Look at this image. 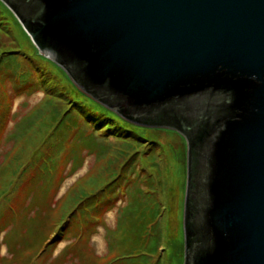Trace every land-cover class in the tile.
I'll use <instances>...</instances> for the list:
<instances>
[{
  "label": "water",
  "instance_id": "1",
  "mask_svg": "<svg viewBox=\"0 0 264 264\" xmlns=\"http://www.w3.org/2000/svg\"><path fill=\"white\" fill-rule=\"evenodd\" d=\"M101 104L187 140L184 264H264V0H2Z\"/></svg>",
  "mask_w": 264,
  "mask_h": 264
},
{
  "label": "rangeland",
  "instance_id": "2",
  "mask_svg": "<svg viewBox=\"0 0 264 264\" xmlns=\"http://www.w3.org/2000/svg\"><path fill=\"white\" fill-rule=\"evenodd\" d=\"M3 12L2 16L7 18L3 19L0 16V52L3 49H20L17 53H19L18 61L21 66L13 65V61L10 59H3L0 65V92L4 94L5 99L11 105L9 112L10 118L5 129L0 132V167L4 165V168H0V174H4L3 180H6L7 175V172L4 170L5 166L11 165L19 154L22 155V159L20 160L22 165L30 164L32 161H36V164H38L37 160L41 161L42 155L49 157V153L52 154V151H56L59 145H62V150L58 154V174L62 173L61 177L63 180L57 188L55 187L51 190L47 198L43 194V191L41 194L38 193V195L27 194V189L31 185L30 182H32L30 179L36 169L35 164H33V167L26 175L27 177L22 176L17 182L16 188L12 189L13 192L11 190L7 193V196L10 198L9 202L5 200L0 204V231L4 229L0 234V256L6 259L4 264L10 260L12 264H18L13 251L7 250V244L5 241L3 242V238L7 235V239L11 242L15 241L16 247H20L19 242L22 245L23 242L33 238V235L28 232V229L32 228L35 232H39L46 226L47 221L51 222L55 220L56 222L60 214L64 212L66 197L73 188L80 187L81 185L84 186L83 184L94 176L105 177L108 169L115 165L119 169L124 156L119 159L116 156L120 152V145L124 143L125 139L119 136V132L112 130L108 131L105 135L98 136V133L104 129L102 122L98 124L92 123L91 126L89 124V117L85 120L82 117L79 119L77 114L73 112L71 113L76 116L66 118L62 121L54 136L52 135V128H40L43 122L50 124L51 121H47L46 119L50 116L53 107L57 106L61 111L70 109L71 100L67 99H71L69 94L72 85L66 87L64 91L58 87V95L51 100L52 104H49L51 97H46L45 89H52L58 83L54 79V74L55 71L57 72V69L53 65L50 66V64L51 69H49L47 62L35 56V44L26 33L20 21L16 20L18 18H14L8 12ZM6 21L8 23H5ZM16 66L18 68L17 74L14 72L17 69ZM27 69L32 72V81L27 84L25 83L27 87L22 89V83H19L18 75ZM6 74L8 75L6 76ZM49 75L52 78L50 83L45 78ZM72 104L77 105L74 102ZM74 109H77V107ZM5 113V109L0 110V124L5 117ZM31 117L35 120L33 125L34 131L32 132L34 137L32 138L36 139L34 141L31 140V144H29L26 141L23 142L20 139H16L14 134L22 126L23 122L28 121ZM74 120L78 124L75 125L76 127L73 124ZM103 123L105 124V122ZM52 127L55 128V126ZM72 127L75 128L72 129ZM80 127L82 130L81 133H83L84 137H88V139H90V135H95L97 138H110L107 141L97 140V146H92L91 142L84 147L77 146L80 152L75 153L74 147H76L80 139V133H77ZM40 129H43L45 132L41 133ZM141 134L137 138L134 137V140H138L142 146L138 147L133 138L131 141L134 149L137 148L136 151L140 155L141 164L147 173H153L154 176L157 174L156 169L152 166V160L149 158V154L151 153L152 157L159 160V171L164 186L161 189L157 185L161 189L158 198L162 202L163 210L166 211L164 217L152 232L151 230L146 231L148 235V237L146 236V251L155 250L160 243L161 246L153 258V263L156 264V261H159V264H184L185 234L183 223L187 188V173L184 170L186 165L187 172V140L182 133L167 128L146 127V130H142ZM100 141L102 143H99ZM109 143L111 145L107 148ZM150 145L155 147L151 150L149 148ZM87 146H92L93 150L90 151ZM74 154L76 155L74 156ZM143 156H146V159H143ZM79 159L83 160V163L74 172V170H71L72 164ZM113 160L115 164L111 165L110 162ZM183 163L185 164L184 166ZM47 183V177H44L43 180H39L38 187L40 189L45 188ZM140 187H142V184H140ZM144 187L145 185H143ZM129 199V195L119 198L114 207L106 210L101 215V222H98L97 225L89 224L86 227L84 237L80 241V247H78L81 251H77V249L71 246L73 242L81 238L78 236L77 239L75 231L72 230L63 235L61 230H59V234L56 232L57 228L55 229L53 227L49 237L51 242L56 243V247L50 252L44 253L42 251L44 254H42V260L39 264H82L81 260L83 258L81 256L84 257V255L94 264H107L109 261L117 258L122 250L116 252L111 249L109 229L112 230L117 227L121 215L120 208L127 204ZM147 207L148 205L146 204ZM14 208L19 213L18 217L13 213L15 212ZM12 214L14 217L10 219L9 215ZM6 220H10V222L3 227ZM68 227L72 228L70 226ZM18 232L22 234L21 237ZM68 244L70 245L69 249H66L65 252L60 254ZM130 244L133 245L132 242ZM43 246H40V248H32L33 252L37 254ZM26 248L30 249V247ZM129 248L133 249L134 247ZM4 259H0V264H3ZM148 260L151 261V259ZM129 263L130 261H127V264ZM27 264H37V262L32 260Z\"/></svg>",
  "mask_w": 264,
  "mask_h": 264
},
{
  "label": "trees",
  "instance_id": "3",
  "mask_svg": "<svg viewBox=\"0 0 264 264\" xmlns=\"http://www.w3.org/2000/svg\"><path fill=\"white\" fill-rule=\"evenodd\" d=\"M3 11L8 12L12 16H14V18H17L12 10L2 0H0V16L1 18L5 19L7 17L2 16V14L4 13ZM5 23L8 22L6 21ZM34 48L35 56L39 59H42V61L47 62V67H49V69H51V65H53L57 69V72L54 69L53 70L55 71L54 79L58 83L53 86L54 88L52 89H45L46 97H51L49 104H52L51 100L58 95V87L64 91L66 90V87L72 85L69 94L71 96V99H67L71 100L70 109L61 111L57 106L53 107L50 116L46 119L47 121H51L50 124L43 122L40 128H52V135L54 136L61 122L66 118H73L74 116H76L74 114H77L79 119L82 117L83 120L89 117L90 122H88L89 124H91V126L92 123L98 124L99 122H102V126H104L103 131H100L101 133L99 132L98 136L105 135L110 130L120 133L119 136L124 138L125 141L120 145V152L118 153L116 158L119 159L120 157L124 156V159L121 162L122 164H120L119 169L116 167V165L113 166L112 168L108 169L105 177L102 178L100 176H94L88 179L87 182L83 184L84 186L81 185L80 187L73 188L66 197L65 210L60 214L56 222L55 220L51 222L47 221L48 223L46 224V226L39 232H35V230L32 228L28 229V232L33 235V238H31V240L23 242L24 246H22L23 244L21 245V243L19 242L20 247H16L15 241L11 242L6 238V235L3 238V242L5 241V243L7 244V250L13 251V254L17 258L18 264H27L32 260L39 264V262L42 260V254L48 251H53V249L56 247V243L51 242L49 237L51 229L54 227L55 229L57 228V233H59V230H61L63 232V235L69 231H75L77 239L78 236L81 238L73 242L71 246L77 249V251H81L80 249H78V247H80L79 244L84 237L86 227H88L89 224L97 225L98 222L102 221L101 215L104 214L106 210L114 207L117 204L119 198H123V196L129 195L130 199L128 200V203L120 208L121 215L117 227L112 230L109 229V242L111 249L116 252L122 250V252L117 258L109 261L107 264H127V261H130L129 264H155L153 263V258L159 250L161 244L159 243L155 250L146 251V236L148 237L146 231L148 232L151 230L152 232V230L159 223V221L162 220L166 213V211H164L162 208L161 200L158 198V194L161 192L160 190L164 186V183L163 181H161L162 178L159 171V160L155 157H152L151 153L149 154V158H151L152 160V166L154 169H156L157 174L154 176L153 173H147L144 166H142L141 164L140 155H138V151H136L137 148L134 149L131 141L132 138L134 140V137L137 138L138 136H141V131L146 130L147 126L140 123H135L131 121L128 115L118 113L117 111L110 109L109 107L93 99L90 95L83 92L74 84L64 68L39 53V50L35 45ZM19 51L20 49L14 48L3 49L0 52V65L3 59H10L13 61V65L15 64L18 67H21L20 62L18 61L19 53L17 52ZM17 70L18 68L15 69V74H17ZM7 75L8 74H6V76ZM41 76L44 77L43 74H41ZM18 77L19 83H22V89H25L27 87L26 84L32 81V72L27 69L23 71V73L19 74ZM45 78L47 82L50 83L52 79L50 75ZM33 86L35 85L33 84ZM72 102L77 105H73ZM0 104H2L0 106V110L5 109L6 112L5 117L0 124V132H2L1 130L5 129L6 124L10 118L9 112L11 108V105L9 104L8 100L5 99V96L2 92H0ZM75 107H77V109H74ZM71 112H73L74 114ZM103 122H105V124ZM34 123L35 120L33 117L28 119V121L23 122L22 126H20L17 131L18 133L16 132L14 134L15 138L31 144V140L34 141L36 139L32 138L34 137V135L32 134V132L34 131ZM73 124L74 126L78 125L75 120ZM52 126H55V128H53ZM75 127H72V129H74ZM81 131L82 130L80 127V130H78L77 132L80 133V139L76 147H74L75 153L80 152L78 151L77 146L84 147L86 146V144H90V142L92 143V146H97V140L107 141L110 138H97L95 137V135H90V139H88V137H84ZM40 132L43 133L45 131L43 129H40ZM134 141L136 142L138 147L142 146V144L138 140ZM99 143L102 142L100 141ZM110 145L111 143H109L108 146L106 145L107 148L110 147ZM92 146H87L90 151L93 150ZM154 147L155 146L152 145L149 146L151 150ZM61 150L62 145H59L56 151H52V154L49 153V157H45V155H42L41 161L37 160L38 164H36V161H32L30 164L22 165L20 163L22 155L19 154L18 157L14 159L11 165L7 167L5 166L4 170L5 172H7L6 180H3L4 174H0V204L5 200L9 202L10 198L7 196V193L16 188L17 182L22 178V176L25 177L27 175L29 170L33 167V164H35L36 169L35 173L30 179V181L32 182H30L31 185L27 189V194L38 195V193L41 194L43 191V194H45L47 198L50 195L51 190H53L55 187L57 188L63 180V178L61 177L62 173L58 174V154ZM75 155L76 154H74V156ZM143 159H146V156H143ZM82 163L83 160H77L72 164L71 170H74L75 172L79 168V165H81ZM110 164H115V161L113 160L112 162H110ZM184 165L185 164L183 163V166ZM2 167L0 168L2 169ZM184 171L185 173H187L186 165ZM44 177H47L48 183L45 188L40 189L38 187V182L39 180H43ZM140 184H142V187H140ZM143 185H145L144 188ZM157 185L161 189H159ZM11 192H13V190ZM146 204L148 205L147 208ZM4 207L7 208L6 205H4ZM15 209L16 208H14L15 212L13 213H15L14 215L18 217L19 213ZM13 217V214L9 215L10 219H13ZM22 221L24 222V220ZM9 222L10 220H6L3 224V227H5V225H7ZM67 226H70L74 229L69 227L67 228ZM3 230L0 231V234L3 232ZM21 233L18 232L20 237L22 236ZM131 242L133 243V245L130 244ZM69 244L64 247L60 254L65 252L66 249H69ZM42 245H44L42 249L39 250L37 254H35L32 248H40V246ZM26 247H30V249H27ZM129 247L134 248L130 249ZM42 251L44 253H42ZM1 258L4 259L0 256V259ZM81 258H83L81 260L82 264H94L93 262H91V260L87 259L85 255L84 257L81 256ZM148 259H151V261H149ZM5 260L6 259L3 260V264ZM6 264H12L11 260ZM156 264H159V261H156Z\"/></svg>",
  "mask_w": 264,
  "mask_h": 264
}]
</instances>
